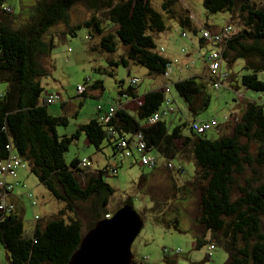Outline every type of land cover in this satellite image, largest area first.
Segmentation results:
<instances>
[{
  "label": "trees",
  "instance_id": "16d2710c",
  "mask_svg": "<svg viewBox=\"0 0 264 264\" xmlns=\"http://www.w3.org/2000/svg\"><path fill=\"white\" fill-rule=\"evenodd\" d=\"M171 1L163 3L167 12L171 11L168 8ZM77 3H83L89 13L82 21L72 23L69 10ZM5 4L6 0H0V84L3 85L0 89V160L14 151L26 163L24 169L28 167L29 173L52 197L63 203L58 214L48 219L40 220L35 214L37 217L34 216V225L28 233L17 205L8 195L13 208L0 211V244L8 253V264H67L85 230L106 218V214L112 216L107 204L114 189L104 177L108 172L116 174V166L108 164L88 173L89 167L82 168L79 164L85 158L74 157L69 164L64 159L70 144L81 133L98 151L103 142H107L113 153L122 155L124 150L118 147V142L125 137L130 144L128 150L137 152L131 142L139 133L147 150L155 151L165 163L174 156L181 158L190 154L195 172L188 183L193 188L202 186L196 248L205 245L202 237L208 231L207 241L228 254L227 264H264V180L246 177L243 186L237 185L240 194L232 198L236 178L244 174L245 167L253 163L264 165L263 107L256 101H245L244 110L231 132L218 133L219 137L211 139L206 133L197 134L190 128L189 134L183 133L190 120L197 119L196 115L209 104V97L204 94V83L210 82L207 75L194 74L172 82L175 92L185 100L191 118L171 128L162 117L155 122L148 121L167 98L164 88L144 93L143 101L130 112L119 99L136 97L137 85L130 82L123 88L120 82L116 99L98 102L97 106L101 105L102 109L96 106V117L80 124L70 135H58L56 127L67 125L68 118L49 113L41 83V79L52 73V64L43 59L50 56L56 46L55 39L76 36L83 27L88 31L89 40L99 38L98 43L91 45L92 51L114 52L117 41L126 47L118 60H108L109 65L126 66L131 61L150 72L165 75L171 61L156 50L148 33L163 31V18L152 8L150 0H19L16 13L4 10ZM203 6L209 12H225L239 18L241 27L225 42L222 56L227 65L244 59L243 69L247 72L241 75L243 86L263 91L264 79H259L257 74L264 72V0H203ZM59 23L63 24V29L47 37L50 28ZM179 23L183 29L197 34L198 28L189 16H179ZM108 27L113 29L108 30ZM107 73L114 75L112 71ZM89 87L90 93L82 86L78 96L96 97L92 91L102 88V83L96 80ZM67 102L62 98L60 104L65 107ZM108 103L114 106V112L109 120L103 121L100 117ZM241 138L258 141V151L253 155L248 143ZM19 169L17 177H6V180L21 184L17 179ZM82 176L84 186L79 182ZM29 194L30 197L33 193ZM88 201V206H82L87 217L85 224L83 218L75 214L74 203ZM125 203L133 206L129 198ZM31 204L36 205L37 201L32 199ZM199 226L203 229L201 233L197 231Z\"/></svg>",
  "mask_w": 264,
  "mask_h": 264
},
{
  "label": "rangeland",
  "instance_id": "374dc122",
  "mask_svg": "<svg viewBox=\"0 0 264 264\" xmlns=\"http://www.w3.org/2000/svg\"><path fill=\"white\" fill-rule=\"evenodd\" d=\"M164 1L166 0H150V4L161 14L165 29L161 32L148 31V33L152 35L157 46L172 50L173 57L169 58L171 63L165 75L150 72L145 66L131 61L126 66L109 65L108 60H118L124 55L126 47L117 41L118 46L114 52L92 51L91 45L98 43L99 38L89 40L88 31L83 27L77 31L76 36L67 35L64 40L55 39L56 46L50 56L43 59L46 63L52 64V73L41 79V83L44 87L42 97H45L47 93H57L64 100H68L65 107L59 101L47 106L50 114L68 118L67 125L56 127L58 135H70L80 124L87 123L96 117L98 102L116 99L118 84L121 82L122 87L126 88L131 78L139 80L136 81L138 96L151 90H163L168 86L165 93L169 99H174V102H171L173 110L162 118L166 120L169 128L188 122L191 115L187 104L175 92L172 82L195 73L203 76L206 55L212 45L195 43L193 36L199 37V34L183 29L179 23V16H189L197 28L209 26L214 30L231 24L236 32L241 27V22L236 15L232 18L229 13L209 12L204 8L203 0H172L168 7L170 12L164 10ZM6 3L14 13L18 11L19 0H6ZM87 12L83 3L75 4L69 10L70 22L82 21L87 17L89 13ZM63 27L61 23L54 25L48 31L47 37L54 36ZM112 29L113 27H108V30ZM182 30L187 32L186 37L181 35ZM243 66L242 58L236 59L230 65L225 63L223 69L228 74L225 81L216 88L208 81L204 83V94L209 97V104L206 109L196 115L198 118H215L222 122L224 116L231 113L241 114L245 101L248 100L256 101L264 110V90L247 89L241 82V75L247 72ZM108 71H112L114 75H109ZM257 76L259 79H264V72H259ZM96 80L102 83V88L92 91L96 97L78 96V85L84 86L86 92L90 93L89 85ZM1 87H3L2 84L0 89ZM241 96L244 98L241 99ZM141 98H139L140 101ZM165 104L163 103L162 106ZM136 105L137 102H134V106L129 109H134ZM231 130V127L226 128L221 133L228 134ZM189 131L188 126L184 127V134H189ZM219 134L216 128L206 132V136L211 139L219 137ZM241 141L248 143L253 155L258 151L260 145L258 141L245 138H241ZM103 145L104 150H96L81 133L70 144L64 159L69 164L74 157L85 158L90 162L86 171L88 173L95 172L96 169L108 164L116 166V174L108 172L104 177L114 189L109 198L107 210L112 215L129 198L143 221L142 228L131 245V264H227L228 254L217 244L212 242L214 249L207 250V245L210 244L207 241L210 238V232H205V237H202L206 241L205 245L199 248L195 246L199 234L196 232V221L200 210L202 186L193 188L188 183L195 172V165L190 154L182 156V159L174 156L169 159L174 167L166 168L165 161L158 158L155 151H151L150 154L158 158L157 165L151 167L139 161V154L135 150L120 155L113 153L111 148L105 146V143ZM177 166L183 168L182 172L175 170ZM28 175L23 182L25 186L15 187L16 191L19 190L20 197L16 198V196L14 199L25 232L32 230L35 214L40 217V220H45L57 215L63 205L61 201L52 197L33 174L28 173ZM246 177L254 178V181L264 180V165L258 166L253 163L245 167L244 174L236 178L232 198L240 194L237 185L243 186ZM79 182L81 186H84L85 177H79ZM30 191L33 194L29 197ZM32 199L37 201L36 205L31 204ZM89 204V201L74 203L75 214L82 217L85 224L87 217L84 215L85 210L82 206L86 207ZM197 231L200 233L203 231L201 226L197 227ZM177 250H179L178 253ZM209 253L210 256H208ZM7 260L8 253L0 244V264H8Z\"/></svg>",
  "mask_w": 264,
  "mask_h": 264
},
{
  "label": "built area",
  "instance_id": "2783aa9c",
  "mask_svg": "<svg viewBox=\"0 0 264 264\" xmlns=\"http://www.w3.org/2000/svg\"><path fill=\"white\" fill-rule=\"evenodd\" d=\"M4 10L12 11L8 5H3ZM233 26L231 24H226L221 26L220 28L212 31L206 27H199L197 33L199 34L198 39L200 40V44H210L212 45L210 51L206 55V69H207V76L212 84L213 87H218L223 81L226 80L227 72L223 69V65L225 64L224 58L222 56V49L225 42L231 38L234 33ZM181 35L186 37L187 32L182 30ZM162 50V49H161ZM139 81L137 78H131L130 82L132 85H137ZM165 91L168 90V86L164 88ZM82 91V86L77 87V92ZM61 102L62 97L59 94H48L45 97V102L47 104H52L54 102ZM166 103L164 106H161L159 110L154 112L149 118L148 121L155 122L159 120L162 116H165L167 113L173 110L171 106V101L167 97L164 100ZM98 109H102L101 105L97 106ZM114 106L108 103L107 108L105 109L103 115L100 117L101 120L107 121L113 115ZM230 116H224L223 122L228 121ZM220 125V122L215 118L209 119H192L189 122V128L197 133L202 134L206 133L208 130L212 128H216ZM132 145L135 146L138 154H139V161L147 166H155L158 160V155L152 156L150 154L151 151L147 150L146 142L143 140L141 134L137 133L134 141L131 142ZM129 143H127V139L122 137L118 142V147H121L122 150H128ZM8 149L11 146H6ZM80 167L87 168L90 166V162L86 159H82L80 162ZM168 168H173L174 165L170 160L166 163ZM26 163L13 151L9 154V156L3 160H0V211L7 212L9 209L13 208V204L9 202L8 195L10 191L16 184H13L10 181L6 180V177L15 178L17 177V171L19 168H25ZM178 169V168H177ZM30 195V194H29ZM34 204V202H32ZM37 216H35L36 218ZM106 218L109 217L108 214L105 215ZM214 249V245L212 243L207 245V250L211 251ZM178 251V250H177ZM210 254V253H209Z\"/></svg>",
  "mask_w": 264,
  "mask_h": 264
},
{
  "label": "water",
  "instance_id": "95a60500",
  "mask_svg": "<svg viewBox=\"0 0 264 264\" xmlns=\"http://www.w3.org/2000/svg\"><path fill=\"white\" fill-rule=\"evenodd\" d=\"M142 225L133 206L123 204L85 231L67 264H131V245Z\"/></svg>",
  "mask_w": 264,
  "mask_h": 264
},
{
  "label": "crops",
  "instance_id": "0c3cea01",
  "mask_svg": "<svg viewBox=\"0 0 264 264\" xmlns=\"http://www.w3.org/2000/svg\"><path fill=\"white\" fill-rule=\"evenodd\" d=\"M88 13V12H87ZM193 40H194V42L195 43H198L199 42V44H200V40L198 39V36H196V35H194L193 36ZM196 40H197V42H196ZM162 49V50H161ZM165 49V50H164ZM163 49V46H157L156 45V50L159 52V53H161L162 55H164V56H166L168 59L169 58H171V57H173L172 55H173V53H172V50H171V48H169L168 50H166V48H164ZM204 70H203V75H207V69H206V66H204V68H203ZM195 74H198V73H195ZM48 94H50V93H47L46 95H48ZM46 97V96H45ZM142 97V98H141ZM139 98H141L142 100L140 101L139 100ZM244 97L243 96H241V99H243ZM143 101V95L142 96H136V97H130V96H125V97H120V99H119V103H121L122 105H124V107L126 108V109H128L130 112H134V110H135V108L137 107V105L138 104H140L141 102ZM134 102H137V105L135 106V108L134 109H129L130 107H133L134 106ZM64 106H67V103H65V105ZM237 114V116H235ZM228 116H230V118L228 119V121H226V122H220V125L217 127V133H221V131H223L224 132V130L226 129V128H232V125L234 124V122L236 121V119H238V117L240 116V114H238V113H236V112H234V113H231V114H229ZM201 119V118H200ZM203 119V118H202ZM103 143H105L106 145L105 146H107L108 148H110V146L108 145V143L107 142H103ZM102 150H104V145L102 144V147H101V151ZM112 151V150H111ZM131 151H132V149H131ZM131 151H129V150H126V151H124L123 152V154H126L127 152H131ZM113 152V151H112ZM117 154H119V153H117ZM158 158H161V159H163L164 160V158H162V157H159L158 156ZM165 161V160H164ZM171 161V160H170ZM157 163H158V160H157ZM157 163H156V165H157ZM155 165V166H156ZM165 166H166V163H165ZM154 167V166H153ZM181 167V166H180ZM182 169V168H181ZM181 169H177V168H175V170L177 171V172H182V170ZM28 173H29V171H28V169H24V168H20L19 169V174H18V180H19V183L21 182V184H23V182L24 181H26V179L28 178ZM21 184H18V185H16L15 187H23L24 185H21ZM13 188V191L9 194V199L10 200H12L13 202H14V199H15V197L16 198H18V197H20V193H19V190H15L16 188ZM17 187V188H18ZM15 203V202H14ZM33 225H34V222H33ZM28 233H30V232H28Z\"/></svg>",
  "mask_w": 264,
  "mask_h": 264
}]
</instances>
